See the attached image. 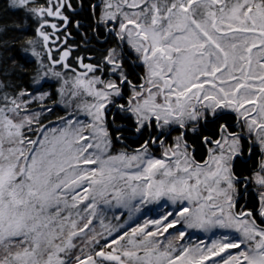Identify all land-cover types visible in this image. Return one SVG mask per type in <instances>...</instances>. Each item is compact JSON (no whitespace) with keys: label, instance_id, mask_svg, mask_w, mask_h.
<instances>
[{"label":"snow or ice","instance_id":"snow-or-ice-1","mask_svg":"<svg viewBox=\"0 0 264 264\" xmlns=\"http://www.w3.org/2000/svg\"><path fill=\"white\" fill-rule=\"evenodd\" d=\"M0 264H264V0H3Z\"/></svg>","mask_w":264,"mask_h":264},{"label":"trees","instance_id":"trees-1","mask_svg":"<svg viewBox=\"0 0 264 264\" xmlns=\"http://www.w3.org/2000/svg\"><path fill=\"white\" fill-rule=\"evenodd\" d=\"M3 2V0H0V3H2Z\"/></svg>","mask_w":264,"mask_h":264}]
</instances>
